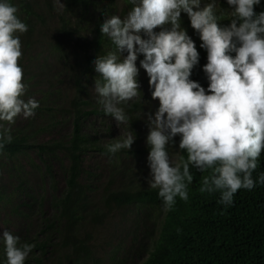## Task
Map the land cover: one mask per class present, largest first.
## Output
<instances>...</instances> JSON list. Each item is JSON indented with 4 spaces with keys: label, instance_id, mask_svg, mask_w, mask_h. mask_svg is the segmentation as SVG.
<instances>
[{
    "label": "trees",
    "instance_id": "obj_1",
    "mask_svg": "<svg viewBox=\"0 0 264 264\" xmlns=\"http://www.w3.org/2000/svg\"><path fill=\"white\" fill-rule=\"evenodd\" d=\"M118 1L117 12L114 0H62L65 7L57 12L53 0H12L28 25L19 34L18 63L28 85L24 98L39 101L33 115L21 116L19 123L15 117L9 126L13 139L0 150V211L21 220L22 227L13 234L35 243L24 264H264V184L238 189L233 203L225 206L218 203V191H199L208 171L190 166L188 199L177 197L170 209L162 207L157 189L148 186L143 155L147 157L149 146H136L142 137L138 123L146 125L141 118L150 107L143 94L151 88L146 71L141 75L142 54L136 61L142 96L125 106L135 135L130 149L107 153L104 146L112 138H100L96 122L89 123L94 116L99 126L109 128L106 120L111 115L103 113L89 86L98 75L94 57L111 47L100 23L106 14L123 16L131 8L125 0ZM225 6L220 0V7ZM254 8L264 9V0ZM229 19L220 23L228 24ZM181 25L200 54L190 78L206 88L201 68L206 50L199 47V36L183 11ZM53 129L60 131L59 137L42 138ZM178 139L173 137L176 147ZM29 152L36 161L24 160L22 165ZM96 153L106 158L107 179L102 183L96 161L84 166ZM257 160L254 179L264 172V150ZM36 169L30 180L28 171ZM56 176L61 177L59 187ZM128 207L132 218L121 227L124 239L113 244L114 231H109L105 244L110 249L101 256V245L95 242L100 228L110 213L116 210L122 216ZM4 258L0 245V261Z\"/></svg>",
    "mask_w": 264,
    "mask_h": 264
},
{
    "label": "clouds",
    "instance_id": "obj_2",
    "mask_svg": "<svg viewBox=\"0 0 264 264\" xmlns=\"http://www.w3.org/2000/svg\"><path fill=\"white\" fill-rule=\"evenodd\" d=\"M53 3L57 12L65 7L62 0ZM125 3L131 5L125 15L106 14L100 23L111 47L93 61L97 103L104 114L127 125L119 138L105 144L106 152L130 149L135 139L125 106L142 96L136 64L142 54L139 65L148 76L151 97L158 98L155 112L146 114L147 182L157 189L162 207L170 209L177 197L188 199L190 166L208 171L199 191H218V203L225 206L233 203L238 189L264 184V172L255 179L252 175L264 150V9L254 8L261 0H225V8L220 0ZM182 11L199 36V47L206 50L201 65L206 88L190 78L200 54L181 25ZM17 13L12 0H0V150L13 139L9 126L15 117L27 118L39 106L38 100L24 98L28 85L18 63L19 34L28 25ZM223 18H230L229 23H220ZM0 245L5 257L0 264H24L35 247L8 229L0 231Z\"/></svg>",
    "mask_w": 264,
    "mask_h": 264
},
{
    "label": "rangeland",
    "instance_id": "obj_3",
    "mask_svg": "<svg viewBox=\"0 0 264 264\" xmlns=\"http://www.w3.org/2000/svg\"><path fill=\"white\" fill-rule=\"evenodd\" d=\"M114 6L116 7L115 10L118 12L119 8H120V1L118 0H114ZM227 7V6H225ZM224 7V8H225ZM142 68V67H141ZM143 69V68H142ZM145 70L143 69V71H141V75H143V77H145ZM94 85L89 86V90H90V95L91 96H96V93L93 89ZM149 91V92H148ZM144 90L143 94L145 93V102L146 104H149V109H146L144 111V115L141 118L142 120L145 121V124H141L138 123V126H140V130L139 133L142 134V137L140 138L139 142L136 144V146H143L146 143L145 137L148 133V120H147V115L148 113H154L156 108L158 107V98H152L151 97V89L150 90ZM32 95H36L35 91H32ZM21 116L22 115H18L15 119V123L16 122H21ZM91 120H94L95 126H97V129H99V137L100 138H104L106 139V135L108 134V138L109 139H114V138H119V136L125 131L126 129V124L124 123H117L116 121H114V119L110 116L106 122L108 124V129L106 128V126L101 127L99 126V121L94 118V116H90L89 117V123H91ZM59 132L57 129H53L50 130V133L48 134H44L42 138H49V137H59ZM177 147L175 145H171V149L170 151H176ZM98 154L96 153V155L92 154L90 156H88L85 159V167L87 168L89 166V164H93L96 161V165H97V171L102 173V178L100 177L99 182L102 183V179H107V174L106 173V158L102 157V156H97ZM144 156V163L146 166H148L147 163V157L145 155ZM35 156L33 153L29 152L27 153V156L21 160L22 165H26L25 161H28V159H33ZM34 160L36 161V158H34ZM37 163V162H35ZM92 169V168H90ZM28 171V170H27ZM136 171V170H135ZM38 173V170H34V171H28V178L30 180H34V178L36 177V173ZM56 179L58 180L57 185L58 187L61 186L60 183L61 181V177L60 176H56ZM132 210L128 207V209H122V216L119 215L118 211H113L112 213H110L108 220L104 223L103 228H100V232L98 234V237L95 239L96 244L98 245V247H101V250L103 251L100 252V254L102 253L101 256H105L106 253L109 251L110 247L107 246L105 244L106 241V237L108 236L109 231H114V233L110 236V238H112L113 240V244H115L119 239H124L123 237V229H121L122 225L124 223H126L128 220H130L132 218V214H131ZM20 227H22V223L21 220L12 216H7L3 211H0V231H2L3 229H8L10 232L12 231H18L20 229ZM107 230V231H106ZM138 259H134V263L138 262Z\"/></svg>",
    "mask_w": 264,
    "mask_h": 264
}]
</instances>
